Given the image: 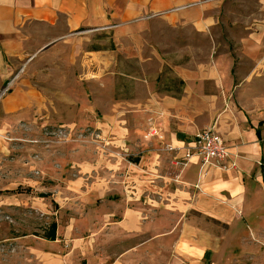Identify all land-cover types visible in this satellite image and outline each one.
Wrapping results in <instances>:
<instances>
[{"label":"crops","instance_id":"0c3cea01","mask_svg":"<svg viewBox=\"0 0 264 264\" xmlns=\"http://www.w3.org/2000/svg\"><path fill=\"white\" fill-rule=\"evenodd\" d=\"M44 63L70 67L79 84L44 88L17 74L32 64L31 74L49 81L56 69ZM65 74L59 80L71 79ZM84 94L81 106L104 114L91 120L99 143L23 142L40 157L35 167L52 181L54 203L78 209L87 225L64 242L77 244L88 264L110 235L117 249L108 264H141V255L153 264L198 263L219 249V237L187 213L228 225L252 214L253 195L264 193V0H0V124L36 118L38 127L53 126L45 97ZM213 123L227 168L195 156L175 165ZM64 125L76 124L56 126ZM58 240L57 232L46 240L58 251L48 254L65 259Z\"/></svg>","mask_w":264,"mask_h":264},{"label":"rangeland","instance_id":"374dc122","mask_svg":"<svg viewBox=\"0 0 264 264\" xmlns=\"http://www.w3.org/2000/svg\"><path fill=\"white\" fill-rule=\"evenodd\" d=\"M43 66L45 71L49 67L56 69L54 73H51L53 70H50L49 81L45 79L38 80L34 71L31 74L29 69L33 67L32 64L28 65L26 69L22 67L17 74H20L21 78L28 79L29 82L32 80L35 84L43 85L44 88L48 84L54 83L59 88L66 84L73 85L74 73L70 70V67L62 64L49 65L47 63H44ZM122 67V69H126L127 66ZM63 73H69L71 79L69 81L59 80L63 76H67ZM74 84L79 83L75 81ZM109 84L110 81H106V85L109 86ZM88 99L91 100V98ZM45 100L49 105V110H51L48 120L53 125L47 127L57 128L56 125L59 124L75 123V128L94 130L100 135V140L103 139L101 129L95 127L91 120L94 118L100 119L104 114L98 110L93 111L90 108L87 109L81 106L83 101H86V94L73 98L63 95L50 96L45 97ZM32 121L30 123L10 121L8 124H0V264H45V259H48L49 262L56 259L57 261H54L53 264H88L86 260L89 258L81 253L77 244L69 246L64 242L68 241V236L78 237L87 227V225L84 226L80 223L79 210L75 208L59 209L58 205L52 200L51 193L46 190V185L52 181L41 177V172L35 167L40 161V157L31 147L26 146L27 144L24 142L27 141L20 140L21 138H43V128L38 127L37 123L32 124ZM20 124H26L30 129L23 130V128H19ZM32 125L34 126L32 127ZM6 137L9 139H6ZM57 145L45 148L49 149ZM85 146L87 144H84V148ZM100 147L104 149L108 146L106 143H102ZM85 152L87 153L88 150ZM109 154H112V152H109ZM121 157L126 158V156ZM36 180L39 182L34 183ZM44 194L46 196H42ZM253 201L250 209L252 214L250 216L244 215L231 225L212 220L194 211L187 213V216L194 218L196 227L201 231L216 234L221 241L218 240L219 238L216 240L219 246L216 252L207 251L198 263H195V259L192 257H183L178 250L175 253L183 258L176 260L175 264H264V193L262 195L254 194ZM175 213H179L178 215L182 217V211L178 210ZM178 215L171 217V220H174L173 225L176 229L170 237L174 236V238L167 241L165 249L162 248L163 246L161 247L169 256L172 253L174 243L176 244L178 239L180 227V224H178L180 216ZM71 219L76 223L71 224ZM53 220L57 223L56 232L59 239L55 247H62L65 254H67L65 259L60 258L62 261L58 256L48 254L51 250L58 251L55 248L52 249L54 246L42 237L48 229L49 223ZM173 225L170 223L167 230L169 231ZM92 227L94 226H88V229ZM105 229L106 227L103 228V231ZM112 240L113 237L110 235L106 242L91 249V254H98L99 258L96 263L91 264H108L110 256L117 249L116 243H113ZM139 258H142L141 264H153L151 258L143 257V255ZM104 260H106L105 263H103Z\"/></svg>","mask_w":264,"mask_h":264},{"label":"built area","instance_id":"2783aa9c","mask_svg":"<svg viewBox=\"0 0 264 264\" xmlns=\"http://www.w3.org/2000/svg\"><path fill=\"white\" fill-rule=\"evenodd\" d=\"M8 89L2 90L3 95ZM37 123L36 118L33 119L32 124ZM43 138H21L22 141H27L33 144H42L46 148L52 145H60L69 142H92L99 143L100 135L94 130L77 129L75 126H58L57 128H49L41 126ZM19 128L29 130L30 127L26 124H20ZM6 139H9L6 137ZM169 151L173 150V146H168ZM193 151L190 149L186 151L183 157H175L173 163L175 165H182L186 160H191L192 157H197L203 165H215L221 168H227L228 147L217 131L215 125H210L200 131L194 136ZM185 159V160H184ZM37 172V171H36Z\"/></svg>","mask_w":264,"mask_h":264},{"label":"trees","instance_id":"16d2710c","mask_svg":"<svg viewBox=\"0 0 264 264\" xmlns=\"http://www.w3.org/2000/svg\"><path fill=\"white\" fill-rule=\"evenodd\" d=\"M258 133V131H257ZM136 161V160H134ZM42 196H46V194L42 195ZM56 230H57V223L55 220L51 221L49 223L48 229L46 230V232H44V235L42 236L43 238L47 239V240H55L56 239Z\"/></svg>","mask_w":264,"mask_h":264}]
</instances>
